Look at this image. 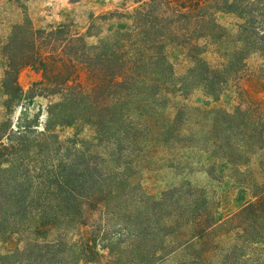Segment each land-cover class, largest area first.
<instances>
[{
    "label": "trees",
    "instance_id": "obj_1",
    "mask_svg": "<svg viewBox=\"0 0 264 264\" xmlns=\"http://www.w3.org/2000/svg\"><path fill=\"white\" fill-rule=\"evenodd\" d=\"M120 1L8 37L0 264H264V0ZM200 171L218 187L145 183Z\"/></svg>",
    "mask_w": 264,
    "mask_h": 264
},
{
    "label": "rangeland",
    "instance_id": "obj_2",
    "mask_svg": "<svg viewBox=\"0 0 264 264\" xmlns=\"http://www.w3.org/2000/svg\"><path fill=\"white\" fill-rule=\"evenodd\" d=\"M0 0V78L6 67V56L3 48L8 37L19 26L33 30L50 31L56 29L60 24H67L73 33L80 32L87 26L92 15H100L120 6V0ZM42 41L45 42L46 34ZM21 52H17L20 56ZM20 59V58H19ZM41 74L32 68L24 69L20 74V84L25 91H28L32 84L41 80ZM51 99L38 98L35 101L33 111L42 110L43 113L51 102ZM223 103L226 107L232 106V95L224 97ZM45 116L42 117V122ZM188 180L198 188H217L218 183L204 172H196L192 175L176 178L173 174H158L147 180L146 186L152 192L168 188L178 182ZM225 190L230 187L224 186ZM251 200V193L245 187L235 191L230 211H236Z\"/></svg>",
    "mask_w": 264,
    "mask_h": 264
}]
</instances>
